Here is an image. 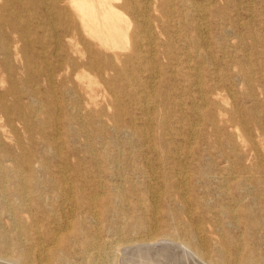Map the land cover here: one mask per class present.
<instances>
[{
  "label": "bare ground",
  "instance_id": "1",
  "mask_svg": "<svg viewBox=\"0 0 264 264\" xmlns=\"http://www.w3.org/2000/svg\"><path fill=\"white\" fill-rule=\"evenodd\" d=\"M221 1L0 0V114L48 145L0 137V263L264 264V12Z\"/></svg>",
  "mask_w": 264,
  "mask_h": 264
},
{
  "label": "rangeland",
  "instance_id": "2",
  "mask_svg": "<svg viewBox=\"0 0 264 264\" xmlns=\"http://www.w3.org/2000/svg\"><path fill=\"white\" fill-rule=\"evenodd\" d=\"M232 1V5L229 7V15L230 18H236L237 20H241L243 22L246 21H250V20H254V22L256 23V21L259 20V13L264 12V5H263V0H231ZM222 5L226 4L225 0L221 1ZM252 9L254 11L253 14H251L252 12H250L249 9ZM259 26V25H258ZM229 36L228 38L231 40V42H234L233 36H231V31L229 32ZM227 38V39H228ZM236 43V41H235ZM262 48H257L255 49V53L253 56V59L256 60L255 62H259L262 59L261 57L263 56L262 54ZM219 55H221V53L219 52ZM220 58V57H219ZM229 58H224L223 60L219 59L218 60V64L220 63L221 65H225L227 66V64H229ZM8 83L7 82H3L2 86H0V91H4V89H6L8 87ZM97 100L100 104H102L104 106V108L106 107V101L104 98V93L101 91L97 92ZM224 94L226 95V93L224 92ZM226 101H228V105H230L233 101L232 98H230V96L227 94L226 95ZM10 99V101H12L13 99L11 97H8ZM28 102V100L26 99L25 102ZM111 112V110H110ZM41 118L44 117L43 114H40ZM38 122V121H37ZM36 122V123H37ZM110 130L108 132V139L109 137H112L115 135L114 130L111 129L112 125L109 127ZM62 130V129H60ZM63 131V130H62ZM65 131V130H64ZM73 131L75 132V129H72L71 131H69L67 133V136L69 137V140H66L65 142V150L66 148H68L67 146H75L78 150H80L81 152H78L79 156H84L86 154H84V146L86 143V140L83 136L77 137L73 135ZM0 137L3 136V144L4 146H6L7 148H9L10 150H12L15 154H19L21 152V148L25 147V148H31L33 147L35 149V151L37 153H41L43 151H45L47 149L46 145V141L43 139L42 134L40 133V131H37L33 134V135H29V133L26 130V127L24 125V123L20 120L15 121L14 125L10 124L7 117L6 116H2L0 114ZM118 138L121 142H123L124 144H127L125 146H129V144L131 143H136V141L134 140V136L132 133H130V131H128L127 129H123L118 133ZM106 139V138H105ZM197 138H191L192 141H197ZM102 142V140H94V143L99 146L100 143ZM3 146V147H4ZM3 147H0V149H2ZM50 155H52L50 158H53L55 156V153L49 149ZM7 224L8 222H3V226L4 228H7ZM234 229V228H233ZM125 257V256H124ZM130 257V258H129ZM127 257H125L126 259ZM128 261H131V259L134 260V258H131V255L128 256ZM181 258L180 256L178 258L173 259L168 262V264H182V260L179 259ZM123 259V258H122ZM124 259V261H125ZM181 260V261H178ZM173 261V263H172ZM180 262V263H179ZM0 264H4V263H0ZM129 264V263H127ZM135 264V260L134 263Z\"/></svg>",
  "mask_w": 264,
  "mask_h": 264
}]
</instances>
